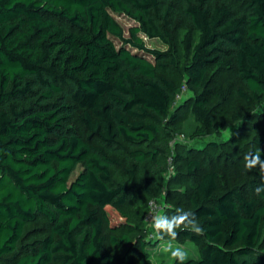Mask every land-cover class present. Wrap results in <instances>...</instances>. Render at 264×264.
<instances>
[{"label": "trees", "instance_id": "trees-1", "mask_svg": "<svg viewBox=\"0 0 264 264\" xmlns=\"http://www.w3.org/2000/svg\"><path fill=\"white\" fill-rule=\"evenodd\" d=\"M177 12L187 23L180 50L170 31ZM117 15L133 21L128 30ZM156 38L168 49L147 45ZM182 58L179 87L164 72ZM227 73L247 101L264 94V0H0V264H155L149 201L133 218L125 206L153 193V174L141 184L138 172L167 151L156 144L173 137L165 124L179 116L167 118L182 86L196 90L191 113L202 135L215 125L210 98H229ZM252 144L246 153L264 149V136ZM127 157L129 185L114 178ZM186 166L197 179L183 209L204 229H177L178 241L199 250L186 264H264V193L255 192L264 172L221 188L217 169L197 157ZM108 207L123 221L110 225ZM41 216L49 233L21 245L26 224ZM106 229L122 253L107 249Z\"/></svg>", "mask_w": 264, "mask_h": 264}, {"label": "rangeland", "instance_id": "rangeland-1", "mask_svg": "<svg viewBox=\"0 0 264 264\" xmlns=\"http://www.w3.org/2000/svg\"><path fill=\"white\" fill-rule=\"evenodd\" d=\"M116 17L126 30L133 24V21L126 15H117ZM186 27L187 23L185 19L177 12L173 17L170 31L171 40L179 50L181 49L180 40ZM146 42L149 47H155L161 50L168 49V44L158 38L146 39ZM185 65L186 60L182 58L179 62L178 69H174L173 67L169 71L164 72L165 75L173 78L179 87L181 83L187 80V74L184 69ZM222 81L225 86L228 84L231 85L229 98L226 100L217 96H212L210 98L215 125L210 131H206L202 135H195L197 124L191 113V100L196 90L189 85V88L186 89L179 98H175L171 112H169L167 118L171 116L172 112H177L179 116L173 124H165L167 127L170 126L173 128V137L169 140L168 144H156L162 149H167V151L162 153L159 157L158 161L160 164L148 162L147 169L141 168L138 172V175L143 177H140L141 184L147 173L153 174L151 180L153 193L147 195L145 192H141L134 201L126 204L125 210L130 214L131 218L138 213L137 209H139L143 203H147V201L152 198L165 203L166 209L164 213L169 216L175 214V209L186 208L188 206L183 191L190 180L197 179L196 176L188 173L186 163L190 158L197 157L201 159L205 169H217L221 174V188L241 184L247 179L257 175V170L255 168L251 170L245 168L244 156L245 153L253 147L252 141L254 138L264 136V94H262L259 99L249 102L239 94V87H242L244 91H248L239 78L232 73H227L222 76ZM71 124H73L80 133L83 135L86 134L84 127L77 117ZM214 144L215 146L212 147ZM176 153H180L184 159L174 162V168H171L168 157ZM126 159L127 160L123 162L121 168L114 169V178L119 182L129 185L132 182L130 177L123 170V167L129 166V162L133 159L130 157ZM79 169L80 166L74 170L71 179L77 175ZM105 212L110 225L118 224L125 218L123 211L113 207H108ZM146 227L150 232L149 239L152 245H150L148 249L154 263L172 264L174 260H172L170 256L163 254L160 250L163 241L151 238L153 230L150 224H146ZM50 228L51 226L44 216L26 224L21 239V245H26L36 239L45 237L49 233ZM120 232V230L116 231V233ZM110 233L111 232L106 229L107 249L114 254L122 253L123 247H115L110 243L108 239ZM167 239L169 238L165 237V240ZM174 244L183 246L188 256H197L199 254L198 247L190 240H176Z\"/></svg>", "mask_w": 264, "mask_h": 264}, {"label": "clouds", "instance_id": "clouds-1", "mask_svg": "<svg viewBox=\"0 0 264 264\" xmlns=\"http://www.w3.org/2000/svg\"><path fill=\"white\" fill-rule=\"evenodd\" d=\"M264 149L257 152H248L244 156L245 168L253 169L259 168L264 172ZM257 195L264 193V184L255 188ZM153 214L150 216V227L153 230L151 238L158 241H163L160 250L163 254L170 256V258L177 262V264H186L188 253L183 246L174 244L177 240V229H184L195 233L196 235H203L204 229L197 223L194 213L185 211L183 208H177L174 215H162L158 209V205L153 203ZM165 237L169 239L165 240Z\"/></svg>", "mask_w": 264, "mask_h": 264}, {"label": "built area", "instance_id": "built-area-1", "mask_svg": "<svg viewBox=\"0 0 264 264\" xmlns=\"http://www.w3.org/2000/svg\"><path fill=\"white\" fill-rule=\"evenodd\" d=\"M186 89H187V87L184 84L182 86V88H181V92L177 93L175 98H179ZM168 162H169L170 167L174 168V154H172V155H170L168 157ZM153 203L158 205V209L160 211V214H162L165 211V209H166V205H165L164 202L159 201V200H157L155 198L150 199L149 202H148L147 211H146L145 217H144V219L146 221V224H150V222H149L150 221V216L153 214V208L151 207V205Z\"/></svg>", "mask_w": 264, "mask_h": 264}]
</instances>
